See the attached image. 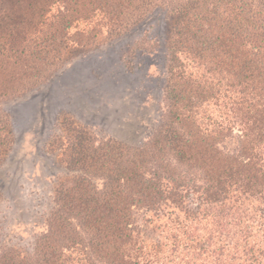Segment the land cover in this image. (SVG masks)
Wrapping results in <instances>:
<instances>
[{"label":"trees","instance_id":"obj_1","mask_svg":"<svg viewBox=\"0 0 264 264\" xmlns=\"http://www.w3.org/2000/svg\"><path fill=\"white\" fill-rule=\"evenodd\" d=\"M157 9L172 20L159 126L132 147L63 118L49 148L72 176L31 250L0 247V264H161L168 245L184 264H264V0H0V102L45 85L72 45L99 46L77 24L100 17L111 42ZM10 123L0 111V158ZM166 216L180 232L160 243Z\"/></svg>","mask_w":264,"mask_h":264},{"label":"rangeland","instance_id":"obj_2","mask_svg":"<svg viewBox=\"0 0 264 264\" xmlns=\"http://www.w3.org/2000/svg\"><path fill=\"white\" fill-rule=\"evenodd\" d=\"M102 24L97 17L76 26L85 34L94 29L99 46L72 45L62 52V69L45 85L0 102V111L10 117L12 139L0 158V247L31 250L46 228L55 190L72 176L61 152L49 148L63 135V118H72L101 139L132 147L144 145L160 124L172 20L163 10H154L111 42ZM222 105L219 101L208 108L213 119L220 121ZM228 120L232 122L231 116ZM233 126V132L240 130L237 122ZM159 222L155 240L167 243L164 237L170 241L179 235L174 216ZM169 247L159 252L161 264H184L186 251L179 247L171 254Z\"/></svg>","mask_w":264,"mask_h":264}]
</instances>
